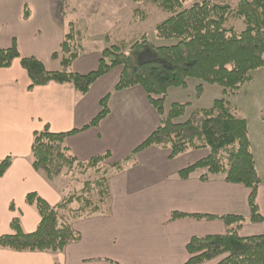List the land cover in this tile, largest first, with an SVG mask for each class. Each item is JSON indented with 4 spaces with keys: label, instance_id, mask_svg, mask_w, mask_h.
<instances>
[{
    "label": "crops",
    "instance_id": "1",
    "mask_svg": "<svg viewBox=\"0 0 264 264\" xmlns=\"http://www.w3.org/2000/svg\"><path fill=\"white\" fill-rule=\"evenodd\" d=\"M72 16H62L60 0H0V49L14 43L20 56H33L47 70H56L59 60L52 54L60 52ZM99 57V51L82 53L71 69L88 73L97 67ZM120 70L111 69L82 94L70 82L50 81L28 89L30 79L19 58L0 68V160L11 157L0 177V235L12 233L13 218H18L24 232L35 230L40 217L26 203L27 193L35 192L55 205L72 191L73 181L80 182L76 174L65 171L49 181L33 168L31 144L35 131L45 126L52 132L75 129L65 144L77 160L86 162L109 152L108 161L116 162L158 126L160 115L142 87L114 90ZM107 94V115L97 126L85 128L100 111V100ZM169 153L168 148L155 145L136 153L133 161L109 177L108 201L100 211L79 218L69 210L62 211L79 233L78 241L56 252L0 247V264H184L189 258L186 244L191 237L224 234L227 229L220 218L171 219L173 211L237 215L244 218L239 236L264 233V181L258 168L256 204L263 220L250 222L249 189L243 184L227 182L219 174L203 181L200 170L186 179L178 176L180 169L206 156L208 149H188L173 158Z\"/></svg>",
    "mask_w": 264,
    "mask_h": 264
},
{
    "label": "trees",
    "instance_id": "2",
    "mask_svg": "<svg viewBox=\"0 0 264 264\" xmlns=\"http://www.w3.org/2000/svg\"><path fill=\"white\" fill-rule=\"evenodd\" d=\"M136 1V0H134ZM168 15L154 26L155 35L161 39H175L174 43L157 45L143 34L126 42L119 40L102 48L97 67L85 74L71 69L73 61L84 52V31L75 20L68 21L60 45V52L52 57L59 60V68L47 70L35 57L20 56L13 43L0 49V68L8 67L15 58L30 79L28 89L50 81L70 82L85 94L99 77L120 67L114 90L140 86L149 102L160 115L158 126L126 157L110 162L109 152L82 162L76 159L65 144L73 129L52 132L45 126L33 133L31 163L36 171L52 181L62 172L72 176L91 170L79 189L65 194L55 205L48 204L35 192L25 195L27 204L33 206L40 220L32 232H24L18 218L10 222L12 233L0 235V247L17 251H60L68 243L78 241L80 235L65 219L62 211L69 210L74 218L93 214L107 204L108 179L133 161L139 151L155 145L170 150L169 158L188 149H208V154L178 171L182 179L194 171L204 169L199 178L207 180L211 174L222 175L224 180L240 183L249 189L248 221L260 222L256 204V190L260 184L254 155L250 148L248 121L238 114L229 97L252 81L251 72L264 67V0H237L228 2L195 1L184 7L182 0H151ZM61 14L72 15L76 8L71 0H60ZM26 15V14H25ZM239 20L241 30L230 21ZM218 84L223 97L213 100L209 107H195L186 119L177 120L187 108V103L173 102L164 112V100L170 87L186 86L187 79ZM108 97L100 100V111L85 128L97 126L108 113ZM11 163V157L0 160V177ZM75 205V208H73ZM193 216L195 218H220L227 225L224 234L193 236L186 244L189 258L184 264H199L224 255L216 264H264V233L241 237L238 230L244 218L227 214L171 213V219Z\"/></svg>",
    "mask_w": 264,
    "mask_h": 264
},
{
    "label": "rangeland",
    "instance_id": "3",
    "mask_svg": "<svg viewBox=\"0 0 264 264\" xmlns=\"http://www.w3.org/2000/svg\"><path fill=\"white\" fill-rule=\"evenodd\" d=\"M195 1L201 0H182L184 7L190 6ZM209 1L228 2L232 6L237 2V0ZM71 3L76 11L69 20L77 21L84 31L83 55L100 51L119 40L129 42L138 39L143 34L157 45L175 42V39H161L155 35V24L164 19L168 13L163 12L151 0H71ZM230 24L238 30L243 28L239 20H232ZM251 75L252 81L242 86L238 93L229 99L237 106L239 115H243L248 121L250 148L261 179L264 181V67L253 70ZM198 83L197 79L189 78L184 87H170L164 100V110L167 111L173 102L187 103L185 113L177 119L182 121L193 108L209 107L214 99L223 97L222 87L209 83H202V91L198 95L196 88ZM203 171L205 170L200 169V172ZM76 176L82 182L91 177V170ZM80 182L73 181L70 189L72 191L78 189ZM223 257L222 254L209 261L211 264L217 263Z\"/></svg>",
    "mask_w": 264,
    "mask_h": 264
}]
</instances>
